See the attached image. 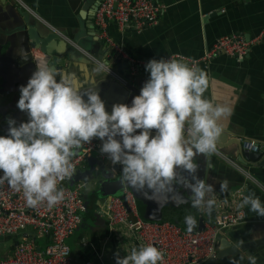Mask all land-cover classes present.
<instances>
[{"label":"crops","instance_id":"obj_1","mask_svg":"<svg viewBox=\"0 0 264 264\" xmlns=\"http://www.w3.org/2000/svg\"><path fill=\"white\" fill-rule=\"evenodd\" d=\"M96 1L0 0V41L5 42L0 53V99L4 98L5 104L18 100L21 85L27 84L15 65L22 54L21 46L24 51L29 50L26 33L21 29L14 30L25 22L20 11L27 12L30 21L38 23L41 33L44 31L47 36L51 29L59 35V39L53 41L57 43L56 50L59 53L73 50L74 59L67 60L70 69L63 73L74 74L82 89L95 87L94 90L105 101L106 110L111 112L116 103L131 104L149 79L150 73L145 68H140L133 76L129 67L119 65L118 58L106 39L99 32L94 34L90 29L93 18L95 23ZM154 1L165 8L156 25L136 30L110 21L108 29L114 43L131 56L146 61L173 54L199 58L221 36L242 34L252 39L263 33L261 40L252 47L244 60L219 55L200 68L209 77V89L205 96L211 97L215 93L234 105L233 113L225 122L223 131L231 137L240 138L242 145L245 140L253 141L264 150V0ZM31 52L37 58H47L37 48L33 47ZM50 59L51 56H48V60ZM100 64H105V68L97 71ZM15 114L20 116L14 118ZM10 118H14L17 124L29 119L27 112L20 109L11 111L6 117L0 115V135L7 134V121ZM152 131L154 135L155 130ZM97 140L99 146L96 151L88 156L67 181L70 186L87 183L83 196L88 205L93 199L97 205L93 216L87 211L83 214L82 223L69 238V244L74 258L78 260L117 264L118 252L121 256L127 255L134 246L138 247L142 242L124 226L111 227L107 217L100 213L102 204L113 197V192H118V187L125 182L122 181V165H112L107 154L101 153L102 143ZM81 152L80 149L78 154ZM194 162L199 165L196 175L200 179H206L216 189L214 199L217 204L211 214L193 208L190 190L180 179L173 183L169 192L157 197L160 203L145 194H150L151 190L139 192L125 183L127 189L135 194L139 213L141 212L144 220L170 221L188 230L184 220L186 215L191 214L197 222L193 229L196 231L199 230L201 219L205 225L213 222L221 211L232 210L231 198L238 190H243L244 196L255 192L264 201V166L259 165L258 161L245 159L240 154L238 144H228L222 149L217 147V154L208 157L199 154ZM236 165H242L244 169H239ZM180 175L187 176L188 173L181 170ZM224 180L228 181V190L222 192L220 182ZM245 209V222L221 235L219 251L222 244L226 243L224 251L227 256L216 264H233L234 261L249 264L250 254L257 257V264H264V216L257 215L247 206ZM16 243L17 240L13 238L8 246L0 247V257L10 254ZM204 264H209V261Z\"/></svg>","mask_w":264,"mask_h":264},{"label":"clouds","instance_id":"obj_2","mask_svg":"<svg viewBox=\"0 0 264 264\" xmlns=\"http://www.w3.org/2000/svg\"><path fill=\"white\" fill-rule=\"evenodd\" d=\"M35 62L17 103L29 119L17 124L10 118L7 134L0 135V184L7 181L22 191L30 207L46 202L52 208L65 199L58 183L73 176L78 151L97 138L111 164L122 165L123 182L139 192L151 190L145 194L160 203L157 197L180 179L193 208L211 214L216 189L196 175L194 158L217 154L234 105L215 93L205 96L209 77L202 68L174 56L153 58L145 65L150 76L140 93L130 105L116 103L109 112L95 87L82 89L74 74L60 72L44 57ZM104 68L100 64L97 71ZM181 170L188 175L181 176ZM227 190L228 181H221L220 191ZM239 206L264 216V201L255 192L243 196ZM184 222L188 231L197 223L191 214ZM164 259V250L151 243L116 255L117 264H163ZM248 261L257 264V257L250 254Z\"/></svg>","mask_w":264,"mask_h":264},{"label":"built area","instance_id":"obj_3","mask_svg":"<svg viewBox=\"0 0 264 264\" xmlns=\"http://www.w3.org/2000/svg\"><path fill=\"white\" fill-rule=\"evenodd\" d=\"M164 10V6L154 0L100 1L95 14L99 34L112 47L116 58L128 62L133 76L140 68H145L148 61L131 56L114 43L108 31L109 22L143 30L156 25ZM262 36L263 33L248 39L242 34H228L219 37L199 58L181 54L166 57L174 56L199 67L219 55L242 61ZM98 146V140H92L81 147L82 152L73 159L74 173ZM243 149L259 152L261 148L256 142L245 140ZM236 166L244 169L242 165ZM68 180L66 178L58 183V187L65 192V199L52 208H48L46 202L30 207L22 191L12 189L7 181L0 184V238L20 236L12 252L0 257V264H101L92 260H78L73 256L69 238L77 231L87 211L83 191L88 185L81 182L70 186ZM243 196V190L235 192L231 198L233 209L221 211L213 222L205 223L202 230L196 231H188L170 221L144 220L139 213L136 197L129 189H125L122 196L108 198L102 204L100 213L107 217L111 227L124 226L143 244L151 243L162 248L165 253L163 264H204L217 256L221 235L245 222L246 209L239 206ZM39 240L44 243L41 244ZM84 244L87 242L84 241Z\"/></svg>","mask_w":264,"mask_h":264},{"label":"water","instance_id":"obj_4","mask_svg":"<svg viewBox=\"0 0 264 264\" xmlns=\"http://www.w3.org/2000/svg\"><path fill=\"white\" fill-rule=\"evenodd\" d=\"M101 0H97L94 3V13L97 11L99 4ZM85 13V11H83ZM20 14L24 17L23 20L25 22L21 25H19V28H14V30H23L26 33V39L29 40V50L26 49L24 51V47L21 46V52L22 54L17 58V61H15V65L17 66L18 72L22 75L25 82L27 83L30 77L32 76L33 72L36 70V62L37 55H35L33 52H31V49L37 48L41 51V53L47 57L51 56V59L48 60L50 64L54 65L60 72H64V70H69V63H67V60H73V50L65 51L64 53H59L56 49L57 43H54L53 41H56L59 39V35L54 32L53 30L49 29L50 34L45 35L44 31L41 33V31L38 29V23L36 21H30L29 14L25 11H20ZM94 19V18H93ZM92 19L90 29L94 31V34H98L99 30L98 27L95 26ZM1 31V27H0ZM5 42L2 40L0 41V53L1 49L4 46ZM24 51V52H23ZM65 54V56H62ZM118 62L120 66H127L128 68V62L122 61L118 58ZM23 80V81H24ZM15 100V99H14ZM19 100V99H18ZM18 100L14 101V103L5 104L4 98L0 99V115L6 117L11 111H19L17 107ZM20 116V114H15L14 118H17ZM240 138L231 137V135L225 131H222L221 136L218 140L217 147L219 149L224 148L228 144H238L240 146V154L245 159H250L255 161H258V164L261 166H264V150L260 149L259 152H248L245 149H243L242 142L239 140ZM93 140H97V138H94ZM101 143L103 141L100 140ZM260 147V145L258 144ZM118 192H113L114 196H122L125 189H127V185L125 183L122 184V186L118 187ZM132 191V190H131ZM133 192V191H132ZM135 195V194H134ZM88 205V204H87ZM204 228V222L203 219L200 220L199 230H202ZM27 235V234H25ZM225 248H227L226 243L222 244L221 251L218 252L217 256L211 260H209V264H216L220 259L227 256V252H225Z\"/></svg>","mask_w":264,"mask_h":264},{"label":"rangeland","instance_id":"obj_5","mask_svg":"<svg viewBox=\"0 0 264 264\" xmlns=\"http://www.w3.org/2000/svg\"><path fill=\"white\" fill-rule=\"evenodd\" d=\"M31 231H32V230H31ZM10 237H11L12 239L15 238L16 240H19V239H20V236H10ZM3 238H4V239H3ZM3 238H0V247L4 248V247L8 246L10 243H12V239L9 238V240H5L6 238H5V237H3ZM1 239H3V240H1ZM7 239H8V238H7ZM39 242H40L41 244L44 243L43 240H39ZM70 243H71V241H70Z\"/></svg>","mask_w":264,"mask_h":264},{"label":"trees","instance_id":"obj_6","mask_svg":"<svg viewBox=\"0 0 264 264\" xmlns=\"http://www.w3.org/2000/svg\"><path fill=\"white\" fill-rule=\"evenodd\" d=\"M96 206H97V205H96L95 200H94V199L91 200V203H89V205L87 206V212H88L89 215H91V216L94 215ZM139 210H140V209H139ZM140 213H141V212H140ZM144 217H146V216L144 215Z\"/></svg>","mask_w":264,"mask_h":264}]
</instances>
